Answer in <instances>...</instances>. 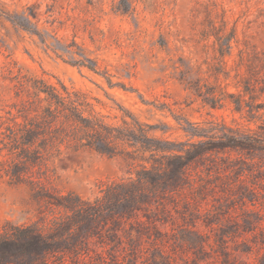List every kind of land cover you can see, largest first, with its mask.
<instances>
[{
  "label": "rangeland",
  "instance_id": "1",
  "mask_svg": "<svg viewBox=\"0 0 264 264\" xmlns=\"http://www.w3.org/2000/svg\"><path fill=\"white\" fill-rule=\"evenodd\" d=\"M114 1L0 0L13 13L37 6L42 31L63 40L74 38L87 56L109 70L113 82L127 88L109 87L100 75L56 57L36 35L0 17V113L13 100L7 67L16 62L23 72L88 92L113 121L118 120L113 116L120 105L141 121L163 128L165 132L154 134L172 143L204 141L197 151L208 138L192 137L184 129L204 131L216 143L224 123L226 132L236 137L252 134L264 139V109L247 120L245 112L232 111L228 104L211 108L190 86L198 78L195 66L206 57L198 42V19L192 14L199 0H131L132 14L113 11ZM222 1L229 19H237L233 55L244 43L263 48L264 0ZM262 101L264 96L256 102ZM132 162L124 153L106 156L89 148H64L52 163L49 180L42 179L36 187L92 198L101 182L129 177ZM187 175L186 183L165 201L167 211L158 214L164 221L156 223L162 236L146 242L136 260L119 255L118 262L264 264V149L251 155L230 148L209 150L189 163ZM44 209L26 180L14 183L0 174V224L33 222ZM104 256L107 262L102 264H115ZM80 264H88V258Z\"/></svg>",
  "mask_w": 264,
  "mask_h": 264
},
{
  "label": "trees",
  "instance_id": "2",
  "mask_svg": "<svg viewBox=\"0 0 264 264\" xmlns=\"http://www.w3.org/2000/svg\"><path fill=\"white\" fill-rule=\"evenodd\" d=\"M37 9L28 5L13 13L0 3V17L36 35L56 57L100 75L109 87L127 89L124 83L113 82L109 70L87 56L74 38L63 40L42 31ZM111 9L135 12L131 0H115ZM228 10L222 0H199L193 6L198 42L206 57L195 66L198 78L190 86L211 108L228 104L251 120L264 109V101L256 102L264 96V47L244 43L233 55L237 19L230 20ZM10 64L7 78L13 85V100L0 113V174L14 183L26 180L45 209L33 222L0 224V264H80L85 258L88 264H102L107 262L104 253L115 264H120L119 255L136 260L146 242L162 236L156 223L164 221L158 214L167 211L169 194L186 183L192 160L209 150L230 148L251 155L264 149V139L252 134L236 137L226 132L224 123L216 143L204 131L184 129L192 137L208 138L200 151L197 147L204 141L172 143L154 134L165 132L163 128L141 121L120 105L119 114L113 116L118 120L113 121L88 92L23 72L16 62ZM229 86L234 91H228ZM64 148H89L106 156L124 153L133 160V171L127 178L101 182L92 198L37 188L42 179L49 180L52 163Z\"/></svg>",
  "mask_w": 264,
  "mask_h": 264
}]
</instances>
